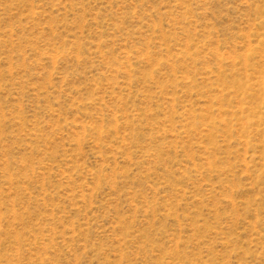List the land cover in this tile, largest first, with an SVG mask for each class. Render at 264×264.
Segmentation results:
<instances>
[{
	"label": "rangeland",
	"instance_id": "obj_1",
	"mask_svg": "<svg viewBox=\"0 0 264 264\" xmlns=\"http://www.w3.org/2000/svg\"><path fill=\"white\" fill-rule=\"evenodd\" d=\"M0 264H264V0H0Z\"/></svg>",
	"mask_w": 264,
	"mask_h": 264
}]
</instances>
